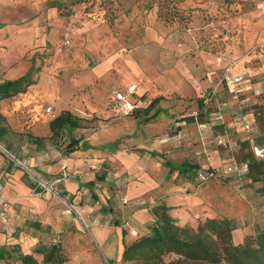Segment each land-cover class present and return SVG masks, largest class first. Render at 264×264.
I'll list each match as a JSON object with an SVG mask.
<instances>
[{
  "label": "rangeland",
  "instance_id": "1",
  "mask_svg": "<svg viewBox=\"0 0 264 264\" xmlns=\"http://www.w3.org/2000/svg\"><path fill=\"white\" fill-rule=\"evenodd\" d=\"M69 26L75 35L62 53ZM1 29L6 71L34 67L37 83L0 102L7 129L0 154L34 175L37 164L60 154L81 187L63 196V180L38 174L57 192L46 194L29 174L7 176L0 182V248L19 244L39 263L40 249L58 245L63 264H135L124 261L125 248L150 234L162 205L179 226L235 220L236 244L264 223L263 183L245 178L242 165V143L257 135L264 109V0H0ZM227 76L243 80L235 93ZM133 84L146 97L144 109L116 115L112 93ZM199 100L203 124L187 119L197 116ZM63 111L83 120L71 154L70 135L51 138L50 123ZM185 162L202 167L193 180L172 169Z\"/></svg>",
  "mask_w": 264,
  "mask_h": 264
},
{
  "label": "trees",
  "instance_id": "2",
  "mask_svg": "<svg viewBox=\"0 0 264 264\" xmlns=\"http://www.w3.org/2000/svg\"><path fill=\"white\" fill-rule=\"evenodd\" d=\"M35 69H32L14 81L0 83V102L12 99L27 92L29 87L37 83ZM159 99L154 100L147 109L146 115L159 104ZM197 116L187 118L190 122L205 123L202 111L204 101L199 100ZM138 111V110H137ZM136 111V112H137ZM135 112V113H136ZM259 130L253 139L242 143L243 167L247 168L245 178L254 183H263L264 187V159L254 155L256 149L264 150V109L259 106ZM134 113V114H135ZM4 121L0 115V137L5 129L1 126ZM83 120L70 111H63L50 123L51 138L57 139L63 135H70V144L67 146L69 153L78 150L80 139L74 137L76 130L82 129ZM253 141V145L251 144ZM36 142L41 143V139ZM172 167V165H169ZM173 171H178L186 180H193L194 176L202 171L197 164L186 162L182 166H174ZM37 192H41L36 188ZM264 193V189L260 190ZM65 196V193H62ZM73 205L72 200L69 201ZM170 209L165 205L154 210L155 222L150 228V234L136 239L125 248L124 261L135 264H164L165 258L174 256L172 264H264V223L258 225L252 235L244 237L243 243L236 244L234 232L239 229L237 222L226 217L208 218L201 221L197 227L179 226L177 221L169 215ZM116 226H119L116 224ZM123 235L127 232L123 230ZM43 255V262L39 263L32 255L24 254L19 244L11 249L6 246L0 248V260L14 259L21 264H63L65 258L61 248L54 245L39 250Z\"/></svg>",
  "mask_w": 264,
  "mask_h": 264
},
{
  "label": "crops",
  "instance_id": "3",
  "mask_svg": "<svg viewBox=\"0 0 264 264\" xmlns=\"http://www.w3.org/2000/svg\"><path fill=\"white\" fill-rule=\"evenodd\" d=\"M0 33L3 34L4 33V29H1ZM1 46H2V42H0V48H1ZM9 68H10V65L8 63H6L4 60L0 59V83L6 82V81H14V80H17L20 77L25 75V72H26L25 69L23 71L21 70V71H15V72H11V71L7 72L6 70L9 69ZM145 101H146V97H144V96L143 97L142 96L139 97V96H137V94L135 95V101H133V102H137L139 104V106H140V109L135 114H138V112L141 109H144ZM3 118H4L3 123H6L5 117H3ZM2 124H1V126L5 129V133H4L3 136H5L6 133H7V129ZM36 140H37V138L35 140H33V141H35L34 142L35 144H38V142H36ZM0 148H1V146H0ZM109 153L110 152L106 151L104 153H101V155H103V157L104 156L108 157ZM64 163H65V161L62 160V157H61L60 154H56V155L54 154V156H53V158L51 160L46 159V160L42 161L41 163H39V164H37L35 166V169H38L40 173L37 172L36 170H34V171L37 172L39 175L41 174L46 179L48 177V178H51V180H53V179L56 180V182H57L58 180H60L62 178V176H64V174L73 173L70 168H67V169L64 168ZM185 163H183V164H185ZM183 164L177 165V166H182ZM21 170H22L21 168H18V169L14 170L12 168V164L8 160H6V158L4 157V154H0V182H2V180H5V178L7 176L8 177L12 176V174H15V176L19 175V174H23L26 177L27 176L26 174H28V173L27 172H23V170L22 171ZM42 176H40V177H42ZM61 183L65 187V191L63 192V193H65V196H68V193H72L73 191L79 190L80 187H81L80 182L74 180V177L73 178L70 177V178L64 179ZM70 200H73V197H71ZM111 210H112V208L107 209V208L102 207V212L104 214L109 213ZM98 226L95 227V228H97V230H98L97 232L100 233L102 231L101 229H103V227H102V225H98Z\"/></svg>",
  "mask_w": 264,
  "mask_h": 264
},
{
  "label": "built area",
  "instance_id": "4",
  "mask_svg": "<svg viewBox=\"0 0 264 264\" xmlns=\"http://www.w3.org/2000/svg\"><path fill=\"white\" fill-rule=\"evenodd\" d=\"M75 35L74 29L72 26H69L67 28L65 34H64V39L61 44V52H66L72 43V38ZM226 84L230 90L231 93H235L238 89L243 84V80L239 76H227L226 77ZM137 93V85H130L128 86L127 90L123 93L119 90H116L112 93V100H111V107L113 111L116 113L118 116L122 117H128L132 116L137 110L140 109V106L137 102H133L130 100L132 96H135ZM47 113L52 114V108L47 109ZM222 117L219 115L216 117V120H221ZM243 130H250V126L245 123H241ZM257 153H263L264 150L257 151ZM12 160L18 163L26 172L30 175L31 179L35 182V187L40 189L41 192L46 193V194H51V193H56L57 192L51 188L50 183L48 181L39 178L37 175H34L28 167H26L23 163H21L19 160L11 156ZM244 172L247 173V168H243ZM71 174H64V176L59 180H64L70 177Z\"/></svg>",
  "mask_w": 264,
  "mask_h": 264
}]
</instances>
